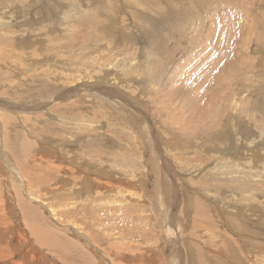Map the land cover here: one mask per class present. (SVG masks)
I'll return each instance as SVG.
<instances>
[{
  "label": "rangeland",
  "instance_id": "obj_1",
  "mask_svg": "<svg viewBox=\"0 0 264 264\" xmlns=\"http://www.w3.org/2000/svg\"><path fill=\"white\" fill-rule=\"evenodd\" d=\"M0 264H264V0H0Z\"/></svg>",
  "mask_w": 264,
  "mask_h": 264
},
{
  "label": "bare ground",
  "instance_id": "obj_2",
  "mask_svg": "<svg viewBox=\"0 0 264 264\" xmlns=\"http://www.w3.org/2000/svg\"><path fill=\"white\" fill-rule=\"evenodd\" d=\"M135 7H136V6H135ZM187 55H188V54H187ZM187 57H189V56H187ZM3 58H4V57H3ZM3 60H4V59H3ZM184 60L186 61L187 59H184ZM108 61H109V60H108ZM108 61H106V62H108ZM14 63H15V62H14ZM14 63H13V64H14ZM16 63H17V62H16ZM16 63H15V64H16ZM109 63H110V62H109ZM15 64H14V65H15ZM107 65H108V63H107ZM202 65H203V64H202ZM115 66H116V65H115ZM115 66H114V67H115ZM203 66H204V65H203ZM203 66H202V67H203ZM107 68H109V67H107ZM112 68H113V67H112ZM43 71H44V70H43ZM174 78H175V77H174ZM20 79H21V78H20ZM62 79H63V78H62ZM179 79H180V78H179ZM56 82H57V81H56ZM170 82H172V81L170 80ZM173 82L175 83V79H173ZM174 83H171V84H174ZM179 83H180V82H178V84H179ZM171 86H174V85H171ZM176 87H177V86L175 85V88H176ZM183 87H184V89H187V88H185V86H183ZM169 90H170V89H169ZM177 90H178V87L176 88V91H177ZM112 91H113V89H112ZM172 91H173V90H172ZM176 91H174V92H176ZM183 91H184V90H183ZM110 92H111V91H110ZM114 92H115V91H114ZM116 93H117V91H116ZM169 93L171 94V91H169ZM178 93H179V90H178ZM178 93H177V94H178ZM182 93H183V92H182ZM183 95H184V94H183ZM188 97H189V94H188ZM188 99H189V98H188ZM186 100H187V98H186ZM199 101H200V100H199ZM204 101H205V100H204ZM191 102H192V101H191ZM174 103H175V102H174ZM209 103H210V102H209ZM209 109H210V108H209ZM202 111H203V110H202ZM193 116H194V115H192V117H193ZM200 116H201V115H199V117H200ZM192 117H191V118H192ZM205 118H206V117H205ZM192 119H193V118H192ZM170 121H171V120H170ZM205 121H208V120H205ZM194 123H195V122H194ZM192 124H193V122H192ZM189 128H190V127H189ZM189 128H188V129H189ZM17 135H18V134H17ZM85 140H86V139H85ZM124 174H125V173H124ZM50 189H51V188H50ZM51 190H52V189H51ZM66 205H67V204H66ZM199 210H200V209H199ZM199 224H200V223H199ZM30 227H31V226H30ZM38 230H39V229H38ZM34 231H35V230H34ZM181 232H182V231H181ZM183 234H185V233H183ZM32 237H33V236H32ZM185 237H186V236H185ZM117 258H118V257H117ZM123 258H124V256H123ZM120 259H121V258H119L118 261H120Z\"/></svg>",
  "mask_w": 264,
  "mask_h": 264
}]
</instances>
